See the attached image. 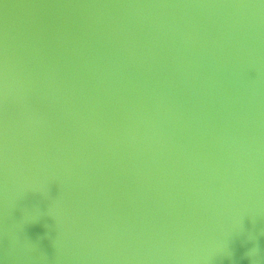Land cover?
Masks as SVG:
<instances>
[{
  "label": "water",
  "instance_id": "water-1",
  "mask_svg": "<svg viewBox=\"0 0 264 264\" xmlns=\"http://www.w3.org/2000/svg\"><path fill=\"white\" fill-rule=\"evenodd\" d=\"M0 264H264V0H0Z\"/></svg>",
  "mask_w": 264,
  "mask_h": 264
}]
</instances>
